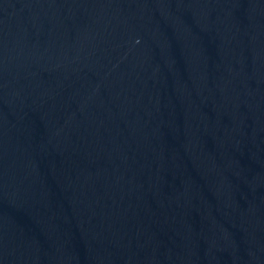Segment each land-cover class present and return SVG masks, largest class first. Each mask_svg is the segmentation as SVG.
Returning a JSON list of instances; mask_svg holds the SVG:
<instances>
[{"label": "water", "instance_id": "water-1", "mask_svg": "<svg viewBox=\"0 0 264 264\" xmlns=\"http://www.w3.org/2000/svg\"><path fill=\"white\" fill-rule=\"evenodd\" d=\"M0 264H264V0H0Z\"/></svg>", "mask_w": 264, "mask_h": 264}]
</instances>
